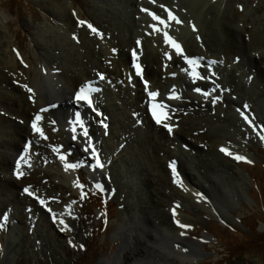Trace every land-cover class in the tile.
I'll return each mask as SVG.
<instances>
[{
	"label": "rangeland",
	"instance_id": "374dc122",
	"mask_svg": "<svg viewBox=\"0 0 264 264\" xmlns=\"http://www.w3.org/2000/svg\"><path fill=\"white\" fill-rule=\"evenodd\" d=\"M161 5L181 23L165 29L142 11L167 19ZM4 15L0 264H264V0H0ZM164 30L184 55L198 58L204 79L189 75L192 66L165 43ZM32 53L51 68L64 97L85 85L97 89L96 110L63 107L68 119L42 111L31 88ZM149 91L160 92L157 100ZM153 103L164 104L161 123ZM23 108L32 110L27 120L16 111ZM77 111L88 132L86 139L81 132L92 151L86 153L94 147L102 168L69 142ZM38 114L47 139L32 128ZM222 146L251 163L233 160ZM24 176L33 184L21 183ZM198 187L209 189L217 210L195 197ZM181 233L205 238L201 260L181 256Z\"/></svg>",
	"mask_w": 264,
	"mask_h": 264
},
{
	"label": "bare ground",
	"instance_id": "6f19581e",
	"mask_svg": "<svg viewBox=\"0 0 264 264\" xmlns=\"http://www.w3.org/2000/svg\"><path fill=\"white\" fill-rule=\"evenodd\" d=\"M66 10V9H65ZM7 15H4L3 16V20L0 18V27L2 26V23L3 22H7ZM63 33V32H62ZM55 37H57L55 35ZM59 37V36H58ZM68 37V36H67ZM100 38V37H99ZM162 43V42H161ZM138 47V46H137ZM33 54V53H32ZM33 57H34V61H35V68L33 69L32 66H29L31 67L34 71H35V74L33 76V79L31 81V88L33 90H35V92L38 94V96H36L38 98L37 100V103L36 105L37 106H40L41 108H45L47 110H52L51 112H53L54 114L58 115V116H61L65 119H68L69 118V114H64L62 112V110L64 109L63 107H66L67 108L70 106L71 107H79V106H83L85 107L84 105V102H81L79 104L75 103L74 102V95L76 92L72 95V97L68 98V97H64L63 95L60 94V91H61V88L55 83V80L53 78V75L51 73V68H49L50 70H46L48 69L47 65L42 63L41 62V58L39 57L38 54L34 53L33 54ZM159 57V56H158ZM158 59V58H157ZM131 60V59H130ZM31 63V62H30ZM29 63V64H30ZM32 64V63H31ZM46 66V67H45ZM50 66V65H49ZM154 70L152 69V72ZM53 72V71H52ZM134 72V71H132ZM147 74H150L151 73V68L148 69V71H146ZM170 74V73H169ZM31 75V73H30ZM7 76V75H6ZM167 76V74H166ZM9 81V80H7ZM11 82V81H10ZM78 82V81H77ZM75 82V84L77 83ZM84 82V81H83ZM87 82V81H86ZM128 82V81H127ZM8 83V82H7ZM22 83V82H21ZM71 83V82H70ZM30 84V83H29ZM79 84V82L77 83ZM68 86V85H67ZM86 86V85H85ZM15 87V86H14ZM76 87V86H75ZM81 87V86H80ZM29 88V86L27 87ZM75 89V88H73ZM46 90L45 91V94L43 95V93H41L42 91ZM78 90V89H77ZM28 91V90H27ZM34 93V92H33ZM32 94V93H31ZM47 94V95H46ZM158 94L160 95V92H158ZM34 95V94H32ZM29 97H31V95L29 94ZM28 98V97H27ZM26 98V99H27ZM32 99V98H31ZM35 99V98H34ZM26 101V100H25ZM35 101V100H34ZM22 103V102H21ZM86 104V103H85ZM87 105V104H86ZM27 106V105H26ZM35 106V105H34ZM25 108V106H24ZM17 109V113L19 116H21L22 118H27V117H30L31 115V111L30 109ZM35 108V107H33ZM73 109V108H72ZM77 109V108H75ZM14 110V109H13ZM150 114V113H149ZM32 115H35V114H32ZM71 117V116H70ZM27 120V119H26ZM47 120V119H46ZM43 121V120H41ZM37 122H40V121H37ZM40 126V125H39ZM73 124L72 123H69V125H67L68 129L69 130V139H70V144L75 148V150L78 152V155L80 157H82V159H84V161H86L87 163H91V164H95V159L92 158V155H88L86 152L88 151V153H92L91 149L88 147V143H85L83 137H82V133L83 130L81 128H79L77 125H75L76 127V131L73 132ZM43 129V127H41ZM173 130V129H172ZM46 131V130H45ZM44 131V133H45ZM30 133V132H29ZM47 133V132H46ZM199 134V133H198ZM29 135V134H28ZM51 135H53V133L51 132ZM182 135V134H181ZM185 135V134H184ZM49 136V135H48ZM77 137L76 139H74L73 137ZM200 137H202V139H205V138H208L209 141H211L213 138L212 136L208 135V133H201L199 135ZM32 137V136H31ZM50 137V136H49ZM184 137V136H183ZM187 136H185L186 138ZM199 137V138H200ZM52 138V137H51ZM51 138H50V141H51ZM85 138V137H84ZM57 139V137H56ZM86 139V138H85ZM55 140V139H54ZM222 140V139H221ZM216 141V140H215ZM49 142V141H48ZM87 142V140H86ZM195 142V141H194ZM53 143V141L51 142ZM221 143V142H220ZM53 145V144H52ZM51 145V146H52ZM86 145H87V150H85L86 148ZM222 145V144H221ZM16 146V145H15ZM234 160V159H233ZM229 166L231 167V163L229 162ZM236 166V165H235ZM234 166V167H235ZM97 168L92 170V173H93V177L94 179L95 178H98L99 177V174L97 173ZM213 178V176H212ZM20 182L23 183L24 185H27V183L29 184H33L34 180H32V178H30V176H24L22 178H20ZM11 182H13L12 180H10ZM19 181V180H17ZM210 181V180H209ZM73 182V181H72ZM17 183V182H16ZM39 183V182H38ZM35 184H37L35 182ZM186 185V184H185ZM201 185V184H200ZM187 186V185H186ZM204 186V185H203ZM197 187V186H196ZM191 188V187H190ZM193 189V188H192ZM198 191H196L194 194H195V197H198L199 200H201L202 202H209V204H211V206L214 208V209H218L219 208V204H215L213 203V200H209V198H211V193L209 192V189L208 188H205V187H198L197 188ZM188 190V189H187ZM190 190V189H189ZM193 192V191H192ZM199 192V193H198ZM200 194H203V195H200ZM160 198V197H159ZM213 198V197H212ZM158 201V200H157ZM156 201V202H157ZM159 204V203H158ZM182 218V217H181ZM181 221V220H180ZM185 221V220H184ZM177 240L175 241L177 245H179V250L181 252V256L184 257V260L188 259V260H195V259H198L200 258L201 260V252L199 250V246L202 245L203 243V240L205 238H200V239H188L182 235H177ZM184 249H187V251H184ZM179 257V256H178ZM186 258V259H185Z\"/></svg>",
	"mask_w": 264,
	"mask_h": 264
},
{
	"label": "snow or ice",
	"instance_id": "6c2138e0",
	"mask_svg": "<svg viewBox=\"0 0 264 264\" xmlns=\"http://www.w3.org/2000/svg\"><path fill=\"white\" fill-rule=\"evenodd\" d=\"M152 2L155 3V0H152ZM161 8H163V9L167 12V19L162 18L160 15L156 14L155 12H151L149 9H142V11L147 12V13L152 17L153 21H157V22L159 23V25H163L165 29L169 26L170 22H172V21H175V22L178 23V24L181 23V21L179 20V18H178L176 15H174L170 9L166 8L164 5H161ZM79 23H80L81 25H85L87 22L81 20V21H79ZM87 27H88L93 33H98V29H96L95 27H93L92 24L87 23ZM151 27H152V29H153L154 31H157V32L162 31V29H161L160 27H158V25L155 24V23H154L153 25H151ZM193 27H194V26H193ZM99 34H100L101 36L103 35L102 33H99ZM163 37H164V41H165V43L171 45V46L176 50V54H177V55H182L183 59L187 62V64L190 65V66H192V71L189 73V75L192 76L194 80L197 79V78H199V79H204L205 77L201 76L200 73L196 70V69L198 68V66H199V65H198V58H189L187 55H184V54H183V49H182L181 45H180L179 43H177V42L173 39L172 36L169 35L168 31H166V30L163 31ZM139 43H140V41H137V44H139ZM113 51H115V49H114ZM166 55H167V54H166ZM132 56L135 58V56H136V51H135V50H133V52H132ZM169 58H171V57H169ZM213 63H215V62H213ZM134 67L137 69V74L139 75V74H140V65H139V64H134ZM172 75L174 76L175 73H172ZM101 78H103V77L101 76ZM144 84H145V87L147 88V86H148V81L145 80V81H144ZM24 87L27 88V85H24ZM27 90H28L29 92H32V89H30V88H27ZM95 91H97V89L92 88L90 85H88V86H84V87H81V88L75 93V95H74V102L77 103V104H79V103H81V102H84V103H86V104L89 106V108H91L93 111H95L96 109H95V105H94V103H93V98H92V93L95 92ZM195 91L198 92V93H200V92H202L203 90H202L200 87H197V88H195ZM148 95H149V97H150L152 100H157L159 94H158L157 91H149V92H148ZM204 95H208V93L204 92ZM172 98H178V97H177V96H172V97H170V99H172ZM213 103H215V101H213ZM163 108H164V104H162V103H160V104L153 103V104H152V114H153V116L155 117L157 123H161V117H162V116H166V113L162 110ZM244 108L246 109V108H247V105H245ZM42 111H46V109H42ZM238 111H240V110L238 109ZM97 114H98V115H102L101 113H97ZM241 116H242V117H243V118H244L249 124H252V121L248 118L247 115H245V113H244L243 111H241ZM41 119H42V117H41L39 114L36 115L35 120H34L33 123H32V128H33V130H34L36 133H39V135H40L41 137L47 139V137L45 136L44 131H43L40 127H38V126H37V123H36L37 121H40ZM69 122L72 123V124L74 125V126H73V132L76 131V127H75V125H79V127L83 130V136H84L85 138L88 137L87 129H86L84 123H83L82 114H81L79 111H77V112L74 114V120H71V121H69ZM53 123H55V121H53ZM101 123L103 124V121H102V120H101ZM164 126H165L169 131L172 130L171 126L168 125V124H165ZM105 127H106V125H105ZM73 138L76 139L77 137L74 136ZM261 139H264V136H262ZM60 147L62 148L63 146H60ZM54 150H55V149H54ZM85 150H87V145H86ZM220 151H221L222 153L226 154L227 156L232 157L233 159H235V160H237V161H245V162L251 163V161H249V160L247 159V157H245V156H243V155H239V154H234V153H233L229 148H227V147H223V146H222V147L220 148ZM93 155H94V157H95V155H96V154H95V149H94V147H93ZM59 158H60L61 160H65V159H66V156H64V155H60ZM78 166H80L78 163H67V164L65 165L66 168H73V169H74V168H77ZM97 166H98V167H101V168L103 167V165H102V163L99 161V159H96V164L93 165V167H97ZM19 167H20V161L17 162V168L19 169ZM171 167H172L173 173L176 174V165H175V163H173V164L171 165ZM20 175H21V173L17 172V176L19 177ZM80 187H83V185H80ZM96 187H97L98 189H101V188H102V185H100V184H96ZM24 191H25V192H28L30 195L32 194L31 192H29V188H27V187L24 189ZM200 195H203V194H200ZM40 203H41V204H44L45 201L40 200ZM49 211H51V209H49ZM174 214H175V212H174ZM53 218H55V217H53ZM61 223H63V221H61ZM176 223H177V224L179 225V227H181V228H191V227H192V225L181 224L179 221H176ZM0 227H3V225L0 224ZM181 235H184V233H181ZM82 247H83V245H81V248H82ZM177 247H179V245H177ZM184 251H187V249H184Z\"/></svg>",
	"mask_w": 264,
	"mask_h": 264
},
{
	"label": "trees",
	"instance_id": "16d2710c",
	"mask_svg": "<svg viewBox=\"0 0 264 264\" xmlns=\"http://www.w3.org/2000/svg\"><path fill=\"white\" fill-rule=\"evenodd\" d=\"M245 169V168H244ZM247 171V169H245Z\"/></svg>",
	"mask_w": 264,
	"mask_h": 264
},
{
	"label": "water",
	"instance_id": "95a60500",
	"mask_svg": "<svg viewBox=\"0 0 264 264\" xmlns=\"http://www.w3.org/2000/svg\"><path fill=\"white\" fill-rule=\"evenodd\" d=\"M244 190V189H243Z\"/></svg>",
	"mask_w": 264,
	"mask_h": 264
}]
</instances>
